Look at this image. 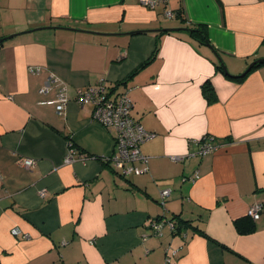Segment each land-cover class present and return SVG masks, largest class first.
Instances as JSON below:
<instances>
[{"label":"crops","instance_id":"crops-1","mask_svg":"<svg viewBox=\"0 0 264 264\" xmlns=\"http://www.w3.org/2000/svg\"><path fill=\"white\" fill-rule=\"evenodd\" d=\"M182 20L205 26L235 77L187 31H151ZM258 58L264 0H0V264H264V63L240 76ZM100 79L112 96L127 90L132 116L154 132L139 175L115 171L116 131L75 101ZM59 83L61 113L46 102ZM205 134L216 147L196 155ZM70 148L86 158L65 162ZM256 203L254 230L238 232L234 219ZM175 215L208 236L168 225L156 235L154 219Z\"/></svg>","mask_w":264,"mask_h":264},{"label":"built area","instance_id":"built-area-1","mask_svg":"<svg viewBox=\"0 0 264 264\" xmlns=\"http://www.w3.org/2000/svg\"><path fill=\"white\" fill-rule=\"evenodd\" d=\"M161 0H142L149 8L154 9ZM165 17H172L173 11L164 10ZM52 77H48L45 81L42 92L51 87ZM58 84L57 97L47 100V103L54 104L56 111L61 113L65 104L68 101V96L65 92V87ZM113 88L109 87L103 79H100L96 84L86 87H77L75 90V101L79 105H91L92 119L104 125L112 127L116 133L114 136L115 152L108 158L112 163L115 171L122 177L130 175H139L146 170L147 157L141 152L140 145L145 140L154 136V132L146 130L144 126L132 116L133 101L128 95V91L124 90L112 96ZM196 155L203 156L211 153L216 145L211 142L210 138H204L197 142ZM85 159V155L78 154L74 148L68 149L65 155V162H71L76 159ZM184 157H174V160H182ZM23 166L32 168L35 166L33 159H22ZM140 164V165H139ZM143 165V166H142ZM197 172L195 175L197 176ZM170 190L163 189L160 193L161 198L169 195ZM263 205L256 203L251 205L247 213L252 217H257ZM154 228L160 229L158 224L153 225ZM169 227L173 228L169 223ZM12 233L17 234L18 229L13 228ZM160 234V233H158ZM24 237H27L25 233ZM175 252V250H173Z\"/></svg>","mask_w":264,"mask_h":264},{"label":"trees","instance_id":"trees-1","mask_svg":"<svg viewBox=\"0 0 264 264\" xmlns=\"http://www.w3.org/2000/svg\"><path fill=\"white\" fill-rule=\"evenodd\" d=\"M175 14H177L178 17H182L183 16L181 9H178L175 12ZM182 22H183V27L193 29V31L189 34L190 37L194 38L200 44H206V43H208V40H207V37H206L205 26L203 24H195V25H193L191 23L185 22L184 20H182ZM262 59L263 60H260L259 62H256L254 65H252V67L255 68L256 66H259V65L263 64L264 63V58H262ZM216 67L221 72H223V70L221 69V67L219 65V62H217ZM138 69H139V67L136 68V70H138ZM229 77H235V75L234 76H232V75L230 76L229 75ZM236 77L240 79L239 76H236ZM126 80H127V78L123 79L121 81V83H119V84L125 83ZM116 86H118V85H116ZM203 90H204L205 96L208 99V101H211L212 100V96H213V92H212L213 89L210 86L209 82H206V83L203 84ZM204 138H210V139L212 138V139H214V137H212L211 135L205 134L202 137H200L199 140H203ZM195 173L196 172H194L193 175L191 176V180H193V181H195L196 179L199 178V172H197V176L195 175ZM262 210H261V212H262ZM172 217L177 219L176 222L173 223L171 221L173 219L166 220V219H164L161 216H158L156 219H154V221L152 222L151 226H152V229L154 230V232H155L156 235H158L160 237L162 235L163 228L166 227V225L169 226V223H171L172 226H173V228L170 227V229L173 232L180 231L182 227H183V229L186 228V227H190L192 230L198 231L199 233H201L204 237H207L208 236V234L204 230H202V229L198 228L197 226H195L192 223L191 220H187L185 218H180L178 215H175V216H172ZM254 218H256V217H252L251 215H249L247 213L244 216H240V217L235 218L234 219V226L237 229V231L240 232V233H248V232H251L255 228V220H254ZM154 224H158V227L160 226V229L158 230V229L154 228L153 227ZM158 233H160V234H158ZM167 262H169V258H167L165 260V264H167Z\"/></svg>","mask_w":264,"mask_h":264},{"label":"water","instance_id":"water-1","mask_svg":"<svg viewBox=\"0 0 264 264\" xmlns=\"http://www.w3.org/2000/svg\"><path fill=\"white\" fill-rule=\"evenodd\" d=\"M57 28H65V29H74V28H70V27H65V26H57ZM74 30H79V31H83L81 29H74ZM147 31V30H145ZM151 31H157V32H178V31H187V33H191L193 31V29H190V28H186V27H167V28H161V29H154V30H151ZM84 32H89V33H97V34H101L99 32H94V31H84ZM135 31H132V32H128V33H133ZM139 32H144V30H139ZM102 34H106V33H102ZM206 45L208 47H210V49L212 50L214 56L216 57V59L218 60L219 62V65L221 67V69L223 70V72L226 74V75H230L231 74L228 72L223 60H222V57L218 54V52L216 50H214L208 43H206ZM260 60H263L261 58H258L254 61H252L251 63H249V65L246 67V69L240 74V76H243L245 75L249 70L250 68L252 67V65H254L256 62H259Z\"/></svg>","mask_w":264,"mask_h":264},{"label":"rangeland","instance_id":"rangeland-1","mask_svg":"<svg viewBox=\"0 0 264 264\" xmlns=\"http://www.w3.org/2000/svg\"><path fill=\"white\" fill-rule=\"evenodd\" d=\"M167 22H170V21H169V20H167ZM248 65H249V64H248ZM248 65H247V66H248ZM244 70H245V69H244Z\"/></svg>","mask_w":264,"mask_h":264}]
</instances>
